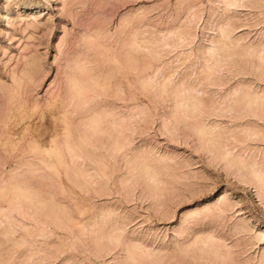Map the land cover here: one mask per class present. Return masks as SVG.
I'll list each match as a JSON object with an SVG mask.
<instances>
[{
  "label": "rangeland",
  "instance_id": "374dc122",
  "mask_svg": "<svg viewBox=\"0 0 264 264\" xmlns=\"http://www.w3.org/2000/svg\"><path fill=\"white\" fill-rule=\"evenodd\" d=\"M260 58L264 0H0V264H264Z\"/></svg>",
  "mask_w": 264,
  "mask_h": 264
},
{
  "label": "bare ground",
  "instance_id": "6f19581e",
  "mask_svg": "<svg viewBox=\"0 0 264 264\" xmlns=\"http://www.w3.org/2000/svg\"><path fill=\"white\" fill-rule=\"evenodd\" d=\"M226 37H227V36H226ZM132 44H134V43H132ZM136 46H137V44H136ZM138 47H139V46H138ZM138 50H139V49H137V50L135 49V51H138ZM130 56H132V55H130ZM130 59H131V58H130ZM260 59H261V58H260ZM262 59H263V58H262ZM262 59H261V60H262ZM263 60H264V59H263ZM79 67H80V66H79ZM81 67H82V65H81ZM81 67L78 68V69H81ZM83 67H84V66H83ZM83 67H82V68H83ZM84 68H85V67H84ZM84 68H83L82 70H83L84 72H85V70H87V72L84 73V75H86V74H88V69L86 68V69L84 70ZM78 71H79V70H78ZM80 71H81V70H80ZM83 71H82V72H83ZM82 72H81V73H82ZM82 75H83V73H82ZM82 75H81V76H82ZM84 75H83V76H84ZM89 75H90V74H89ZM73 76H74V75H73ZM76 76H77V75H76ZM86 76H87V75H86ZM86 76H85V78H86ZM77 78H78V77H77ZM91 78H92V77H91ZM79 79H82V81H83V78H79ZM79 79H78L77 82H76V81H74V80H76V78L74 77V78H73V81H74L75 83H73L74 85H73L72 83H71V84L73 85L74 90H76V93H77L79 96H81V95H83V94H82V91H83V89H85V88H83V87H85V86L81 85V82L79 81ZM85 80H86V79H85ZM87 80H88V78H87ZM91 80H92V79H91ZM94 80H95V82H97L96 79H94ZM88 81H89V80H88ZM79 82H80V84H79ZM83 82H84V81H83ZM92 83H94V82L92 81ZM82 86H83V87H82ZM69 88H71V87H69ZM86 88H87V87H86ZM102 88H103V87H102ZM91 89H92V88H91ZM91 89H90V90H91ZM86 90H87V89H85L84 91H86ZM104 90H105V89H104ZM72 91H73V90H72ZM74 92H75V91H74ZM87 92H88V91H87ZM87 92H85V93H87ZM72 93H73V92H72ZM85 93H84V94H85ZM74 94H75V93H74ZM78 95H76V94L73 95V94H72L73 97H78ZM248 96H249V98H250V95H248ZM81 97H82V96H81ZM251 97H252V96H251ZM258 97H259V96H258ZM70 98H71V97H70ZM247 98H248V97H247ZM85 99H87V96H86ZM255 99H257V98L254 97L253 100H255ZM263 99H264V98H263ZM263 99H262V100H263ZM61 100H62V98H61ZM67 100L70 101L71 99H67ZM75 100H76V102H77V99H75ZM262 100H260V101H262ZM58 101H59V100H58ZM69 101H68V102H69ZM83 101H84V100H83ZM85 101H86V100H85ZM60 103L62 104V102H60ZM183 103H184V102H183ZM183 103H182V104H183ZM199 103H200V102H199ZM254 103H255V102H254ZM193 104H195V103L193 102ZM197 104H198V103H197ZM197 104H195V106H196ZM200 104H201V103H200ZM262 104H263V103H261L260 105H257V106H258L259 108H262V107H263ZM183 105H184V104H183ZM201 105H202V104H201ZM248 105H249V104H248ZM183 107H185V106H183ZM197 107H198V106H197ZM197 107H196V110L198 109ZM249 107H252V105H249ZM194 108H195V107H194ZM263 108H264V107H263ZM182 109H183V108H182ZM184 109H185V108H184ZM187 109H188V108H187ZM191 109H192V108H191ZM260 111H261V109H260ZM183 112H184V111H183ZM31 114H32V115L34 114L33 111H32ZM31 114H30V115H31ZM71 114H72V113H71ZM18 116H19V115H18ZM34 116H35V115H34ZM34 116H33V117H34ZM94 116H95V115H94ZM101 116H102V115H101ZM55 117H56V116H55ZM17 118H18V117H17ZM24 118H25V117H24ZM57 118H58V117H57ZM97 118H98V117H97V115H96L95 119H97ZM99 118H100V117H99ZM13 119H14V118H13ZM59 119H60V117H59ZM23 120H24V119H23ZM60 120H63V121H64L65 118L63 117V119L61 118ZM101 120H102V118H101ZM17 121H18V119H17ZM93 121H95V120H93ZM14 122H15V121H14ZM18 122H19V121H18ZM91 123H92V122H91ZM99 123H101V122H99ZM99 123H98V126H100ZM13 124H14V123H13ZM93 124H94V123H93ZM114 125H115V124H114ZM17 126H18V125H17ZM94 126H95V125H94ZM26 127H27V126H26ZM92 127H93V126H92ZM193 127H194V126H193ZM200 127H201V126H200ZM112 128L115 129V128H117V127L114 126V127H112ZM203 128H204V126H203L202 128H199V127L197 128V129H199V130L201 129V130H200V136H201V133H202V132H204V131L206 132V130H207V128H206V129H204V131H203ZM97 129H98V127H97ZM97 129H95V130H97ZM100 129H101V128H100ZM104 129L107 130V128H104ZM104 129H103V130H104ZM197 129H196V132H197ZM101 130H102V129H101ZM199 130H198V131H199ZM210 130H212V129H208V131H207L206 133H204V135L206 134V139L208 138L207 136H210V135L213 133V132L211 133ZM97 131H98V130H97ZM114 131H115V130H114ZM116 131H117V130H116ZM69 132H70V131H69ZM109 132H110V131H109ZM209 132H210V133H209ZM99 133H100V132H99ZM207 133H208V135H207ZM5 134H6V133H5ZM96 134H97V133H96ZM103 134H104V133H103ZM67 135H68V138H69V134H67ZM70 135H71V134H70ZM3 136H4V135H3ZM198 136H199V135H198ZM70 137H71V136H70ZM211 137L213 138V136H211ZM211 137L207 140L208 142H209V140L211 141V139H212ZM204 138H205V137H204ZM204 138H203V139H204ZM83 139H84V137H83ZM206 139H205V140H202V141H203V142H206L205 145H210V142H209V144H208L207 141H206ZM69 140H70V138H69ZM71 140H72V139H71ZM115 140L117 141V139H115ZM213 140H214V139H213ZM213 140H212V142H211V145H212V143H214ZM65 141H66V140H65ZM200 141H201V140H200ZM66 142H67V141H66ZM56 143H57V142H56ZM70 144H71V143H70ZM82 144H83V143H82ZM120 144H121V143H120ZM215 144H216V143H215ZM56 145H57V144H56ZM74 145H75V144H74ZM83 145H84V144H83ZM117 145H118V144L116 143V147H117ZM211 145H210V146H211ZM213 145H214V144H213ZM54 146H55V145H54ZM70 146H71V145L68 146L69 149L72 147V146H71V147H70ZM75 146H76V145H75ZM81 146H82V145H81ZM84 146H85V145H84ZM49 147H50V146H49ZM49 147H48V149H49ZM213 147L216 148L217 146H213ZM53 148H54V147H53ZM53 148H50V149L52 150V151L50 150V152H54V153H55V150L53 151ZM57 148H58V146H57ZM76 148H77V146H76ZM46 149H47V148H46ZM58 149H59V148H58ZM58 149H56V150H58ZM77 149H78V148H77ZM82 149H83V148H82ZM216 149H217V148H216ZM220 150H221V149H220ZM71 151H72V150L70 149V152H71ZM79 151H81V149H80ZM83 151H84V150H83ZM215 151H216V150H215ZM218 151H219V150H218ZM47 152H48V151H47ZM50 152H49V153H50ZM73 152H74V149H73ZM211 152H212V151H211ZM216 152H217V151H216ZM222 152H223V151H222ZM54 153H53V155H54ZM86 153H87V152H86ZM223 153H224V152H223ZM226 153H227V152H226ZM226 153H224V154H222V155H225ZM73 154H74V153H73ZM83 154H85V153H83ZM60 155H62V151H61V153L59 152V155H58V156H59V157H58L59 160H60V157H61ZM74 155H75V154H74ZM222 155H221V156H222ZM226 155H227V154H226ZM56 156H57V155H56V153H55V157H56ZM62 156H63V155H62ZM75 157H78V155L75 156ZM75 157H74V158H75ZM224 157H225V156H224ZM63 158H64V156H63ZM57 160H58V159H57ZM61 160H62V159H61ZM63 161H64V160H63ZM226 162H227V161H226ZM229 162H230V161H229ZM70 163H71V162H70ZM73 163H74V162H73ZM239 163H241L240 165H245V164H244L245 162L242 163L241 160H239ZM249 164H250V166H251V165L253 166V164H251V163H249ZM254 164H255V163H254ZM227 165H231V163H228ZM227 165H226V166H227ZM246 166H247V165H246ZM254 166L256 167V165H254ZM229 167H231V166H229ZM241 167H242V166H241ZM233 168H234V167H233ZM233 168H232V169H233ZM243 168H244V167H243ZM245 168H246V167H245ZM245 168H244V169H245ZM149 169H150V168H149ZM151 169H152V167H151ZM255 169H256V168H255ZM152 170H153V169H152ZM156 171H157V170H156ZM156 171H155V172H156ZM251 172H252V171H251ZM152 173H153V172H152ZM156 173H157V172H156ZM261 173H263V175H264V172L261 171ZM146 174H147V173H146ZM252 174H253V172H252ZM252 174H251V177L254 176V177L257 178L258 180L260 179V181H262L261 179L264 178V177L262 178L263 175H261L260 172H258V171H255V173H254L255 175H254V174L252 175ZM152 175H153V174H152ZM156 175H157V174H156ZM151 177H152V176H151ZM156 177H157V176H156ZM153 179H155V181H156V178H153ZM262 182H263V181H262ZM159 183H161V182H160V179H159ZM262 185H263V184H262ZM25 191H26V190H25ZM29 191H30V190H29ZM259 192H260V191H259ZM29 193H30V192H29ZM32 193H33V192H32ZM260 193H261V192H260ZM16 194H17V193H16ZM258 194H259V193H258ZM23 196H25V195H23ZM18 199H19V197H18ZM27 199H29V197H27ZM32 199H33V198H32ZM24 200H26V199H24ZM258 200H259L261 203H264V195H263V193H261V195H260V194L258 195ZM28 201H29V200H28ZM29 202H30V201H29ZM62 216H63V215H62ZM58 217H59V216H58ZM67 218H69V217H67ZM56 219H57V218H56ZM58 219H59V218H58ZM63 220H64V219H63ZM59 221H60V219H59ZM56 222H58V221H56ZM60 223H61V222H60ZM58 225H59V224H58ZM59 226H60V225H59ZM210 237H211V236H210ZM206 238H207V237H206ZM201 239H202V238H201ZM204 239H205V237H204ZM208 239H209V237H208ZM203 241H204V240H203ZM212 241H213V240H212ZM213 242H214V241H213ZM213 242H212V243H213ZM207 243H208V242H205V244H207ZM194 244H195V243H194ZM209 244H210V241H209ZM214 246H215V245H214ZM194 247H195V246H194ZM196 247H197V246H196ZM196 247H195V248H196ZM202 248H203V247H202ZM201 250H202V249H201ZM205 251H206V249H205ZM216 252H217V251H216ZM132 253H133V252H132ZM228 253H229V252H228ZM229 254H230V253H229ZM132 255L135 256L134 253H133ZM133 256H132L131 258H133ZM135 258H136V257H135ZM135 260H136V259H135ZM155 260H156V259H155ZM160 260H161V259H160ZM154 263H155V262H154Z\"/></svg>",
  "mask_w": 264,
  "mask_h": 264
}]
</instances>
